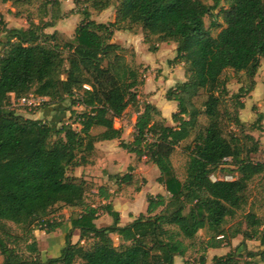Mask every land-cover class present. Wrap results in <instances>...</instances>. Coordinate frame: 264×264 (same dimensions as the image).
<instances>
[{
  "label": "trees",
  "instance_id": "16d2710c",
  "mask_svg": "<svg viewBox=\"0 0 264 264\" xmlns=\"http://www.w3.org/2000/svg\"><path fill=\"white\" fill-rule=\"evenodd\" d=\"M97 12L115 7L114 22L97 23L87 10L72 37L54 31L44 33L47 24H30L26 29H4L0 41V255L3 264H174L184 257L200 230L212 234L204 250L230 246L240 236L243 253L234 249L212 264H264V222L247 212L226 230L247 204L248 184L264 174V163L249 158L244 136H226L224 126L241 127L238 111L244 109L242 89L228 96L226 70L244 72L253 79L264 60V0H214L208 6L200 0H83ZM223 3L225 6H221ZM218 11L215 15L214 12ZM220 16L223 26L216 23ZM210 17L211 28H220L212 36L204 19ZM3 22L0 20V25ZM139 27L143 43H174L175 57L168 64H183V82L165 93V100L176 103L171 115L173 126L165 124L161 113L149 103L134 125L133 140L121 141L123 131L113 122L122 118L129 106L137 102L138 72L126 61L124 48L112 42L114 32ZM1 50V49H0ZM31 93L46 98L42 109L68 101L69 122L54 129L47 121L23 118L9 107L10 94L16 99ZM204 100L197 105V99ZM229 107L233 108L229 113ZM80 108L81 111H76ZM200 117L206 124H200ZM262 115L252 128L264 133ZM79 129H73L72 125ZM101 129L97 135L93 129ZM191 139L183 148L188 155L185 177L175 176L171 156L175 148ZM120 141L119 147L140 162L154 165L159 184L167 197H146L145 213L130 223L120 225V213L110 202L109 189L100 186L97 196L105 203L93 207L85 203L88 181L69 175L74 169L91 165L95 144ZM230 159L239 177L211 180L213 172ZM133 167L122 176L109 175L117 186L133 183ZM139 188L135 189L139 192ZM80 208L69 218L70 229L64 237L59 256L42 261L34 231L50 234L61 228L62 220L51 219L61 208ZM102 211L111 224L98 228L94 221ZM6 223L20 229L11 234ZM77 231L78 242L72 243ZM111 235L120 245L115 247ZM92 241L89 248L80 242ZM246 241H257L261 250L246 249ZM24 244L28 257L17 252ZM189 264V263H185ZM198 264H206L205 257Z\"/></svg>",
  "mask_w": 264,
  "mask_h": 264
},
{
  "label": "rangeland",
  "instance_id": "374dc122",
  "mask_svg": "<svg viewBox=\"0 0 264 264\" xmlns=\"http://www.w3.org/2000/svg\"><path fill=\"white\" fill-rule=\"evenodd\" d=\"M200 1L208 6L214 4V0ZM220 5L225 6L223 3ZM115 7L116 4H113L107 10L97 12L90 7L89 3H85L83 0H0V20L3 22V24L0 25V41H4V29H26L30 24H47L50 26L44 29V33L51 34L54 31H58L68 37H72L76 26L83 19L81 14L82 11L87 10L90 13V18L97 23H111L114 22ZM217 13L218 11L214 12L215 15ZM204 23L205 27L210 30L212 36H216V34L220 31V28L210 27L212 23V19L210 17H206L204 19ZM216 23L221 25V27L223 26L220 16L216 18ZM112 42L125 49L123 55L127 63L135 69L139 75L138 78L140 85H138L135 90L137 102L134 105L129 106L122 118L116 119L113 122V127L115 129L121 128L123 131L121 141L124 143H130L133 140L135 130L134 125L142 112L143 104L147 103L146 101L148 99V94L145 92L146 90L144 87L145 80L149 79V82L152 83L151 95H154L155 101L159 102L162 97L165 98V95L161 94V90L166 93L170 88L165 89L163 86L158 87L154 82L161 77V73L164 69L175 68L178 65L184 72V67L183 64H168V61L174 59H167L170 56L168 48L163 51L164 55L161 57V61H159V66H155L153 62L149 61L147 59L149 56L146 51H148V47L153 44V41L150 44H144L143 35L139 27H134L130 32H114ZM172 45L176 48L174 43H172ZM0 49V53L5 50L3 46H1ZM137 54L139 57H137ZM149 55H151V53H149ZM222 79L226 81V88L228 90V96L225 98L227 104H231L230 97L232 95L239 93L240 89L244 91V95L240 98V101L244 104V109L238 111V117L242 126L235 127L232 123H228L224 126V133L226 136H229L230 134L235 135L239 140H241V142H245L243 137L246 135L252 137L253 141L246 142L245 146L248 151L249 149H252L254 145L256 151L254 153H250L249 158L254 162L264 163V133L252 128V125L255 123L258 115L263 116L261 126L264 128V60L260 59V66L252 80L249 79L244 72L237 73L232 70H226L222 75ZM23 97L30 103L28 104L30 106L20 104L14 95L10 94L9 107L13 109L17 115L27 119L47 121L54 129L59 128L64 122L71 123V121H69L70 114L66 111L68 101L62 104L50 106L47 109H42L41 105L48 101L46 98L35 97L31 93L25 94ZM204 97V95H200L196 104L199 105L204 100ZM75 110L78 112L81 111L80 108H75ZM232 111L233 108L229 107V113H232ZM171 115L166 119L161 115V117L165 120L166 125L173 126V123L171 122ZM200 124H206V119L204 117H200ZM72 128L77 130L79 129V127L74 124L72 125ZM100 132L101 129L95 128L91 133L93 135H97ZM190 141L191 139L177 146L171 156L175 176L180 181H182L185 177V168L188 161V155L183 151V148L188 145ZM119 143L120 141L114 140V142H109L105 146L99 148L98 151H94L91 156L92 165L89 170H85L83 173H85L86 176L91 177L92 180L94 179L96 182H88V190L85 194L84 201L93 207H99L104 204L105 202L97 196L98 187L103 185L110 190L112 195L110 202L113 206V203H115L116 208L114 207V209L116 211L119 209L118 211H120V215L123 216V220H132V218H136L140 213H145V210L141 212V203L138 202L136 204V210L133 211V214H128V203L133 200L137 194L135 189L139 188L141 190L144 188L145 193H156L158 189L157 186L159 185L161 187V194L165 197H167L168 194L165 192L164 186L158 182L160 175L157 168L152 164L145 163L144 158L140 160V162L136 160L134 155L130 158L128 153L119 147ZM128 165L133 167L132 184L117 186L113 181L108 180V173L119 176L127 173ZM74 172L75 169L69 173V175H74ZM76 175H81V172L77 170ZM238 177L239 174L236 172L235 166L232 165L230 159H226L225 164L213 172L211 180L231 181ZM147 181H149L148 187H146ZM246 195V206L242 211L238 212L233 219H227L223 226L225 230L232 226L236 221L240 220L242 215L249 211L256 214V216L264 222V174L255 177L249 182ZM80 211V208H61L50 216L51 219L56 218L57 220H59L60 217L63 221V226L60 229L55 230L51 234H47L39 228L34 231V237L36 238L37 248L39 251L38 258L45 261L59 256L60 250L64 246V237L70 229L69 218L76 216ZM94 223L98 228L105 227L111 224V218L102 211H99L98 218L94 221ZM6 224L11 229V234L15 236L21 235L19 228L11 223ZM120 224L123 223L120 221ZM211 236L212 234L207 230H200L192 242V246L189 247L186 255L184 257L176 256L174 264H198L201 256L205 257L206 264H212L213 257H221L229 252H232L234 249L237 253L244 254L243 247H240V243L242 241L240 236L231 240L230 246H223L219 249L208 248L204 250V244ZM111 239L115 247L120 245V240L116 235H111ZM71 242H78L77 232L73 233ZM91 244V240L80 242V245L84 248H89ZM245 245L248 251L257 252L261 250L260 244L257 241H246ZM10 246H15L17 252L25 257H28L23 243H20L19 246L13 244ZM253 261L257 264H262L258 258ZM0 264H3V257L1 255Z\"/></svg>",
  "mask_w": 264,
  "mask_h": 264
},
{
  "label": "crops",
  "instance_id": "0c3cea01",
  "mask_svg": "<svg viewBox=\"0 0 264 264\" xmlns=\"http://www.w3.org/2000/svg\"><path fill=\"white\" fill-rule=\"evenodd\" d=\"M46 34H48V33H46ZM157 47H158V50L155 53H151V52L146 51V53L150 57L149 58V57L146 56L147 59L149 61L153 62L155 66H159V61H161L160 59L164 55V52L163 51L166 48L169 49V53H170V56L167 59H170L171 60V59H173L175 57V48L173 47L172 43H161L160 45H157ZM134 49L136 50L135 47H134ZM149 53H151V55H149ZM137 57H139L138 54H137ZM152 69H153V67H152ZM176 70H179V71H176ZM184 80H185V78H184V72L182 71V68L177 65L175 68L164 69L162 71V73H161V77H159L157 79V81H155L154 83L157 84L158 87L163 86L165 89H168V88H171L172 86H174V84H176L178 82H183ZM149 81H150L149 79H146L145 80V84H144V87H145V90H146L145 92L148 94V99H147L146 102L149 103V104H151V105H153V106H155L157 108V110H159V112L161 113V115L163 116V118L166 119V118H168L171 114H173L176 111V103L175 102H172V101H166L165 98H163V97H162V99L160 101L158 100L159 102H156L155 99H154V95H151L152 83H150ZM157 86H155V87H157ZM161 94L165 95V91H162L161 90ZM109 142H114V140H112V141H103V142L96 143L95 144V150L98 151L99 148H101L102 146H105ZM128 156L131 158L132 154H129L128 153ZM91 165H87L85 167L76 168L73 176L78 177V178H83L84 180H86L88 182L89 181H92V182L95 183L96 181L94 179L92 180L91 177L86 176L85 173H83L85 170H89L90 167H91ZM128 167H129V165H128ZM77 170H79V172H81V175H79V176L76 175V171ZM107 175H111V174L108 173ZM146 184H147L146 187H148L149 181H147ZM101 186H103V185H101ZM157 187H158V189H157V192L156 193H152V192L151 193H145V191H144L145 189L144 188H142L141 190H139V192H137V194L135 195L134 199L131 200L128 203V206H127L128 214H133V211L136 210V206H137L136 204L138 202L141 203V209H142L141 212L143 210H145L146 209V197H147V195L148 196L149 195L155 196L157 194L162 195L161 194V191H160L161 190V187L159 185ZM109 192H110V190H109ZM113 204H114L113 207L116 208L115 203H113ZM118 210L119 209H117V211ZM118 212L120 213V211H118ZM120 217H121V220L120 221H121V223H123V224H120L121 226H124V225L130 223L134 219V218H132V220H123V216L120 215ZM75 232H77V231H75Z\"/></svg>",
  "mask_w": 264,
  "mask_h": 264
},
{
  "label": "built area",
  "instance_id": "2783aa9c",
  "mask_svg": "<svg viewBox=\"0 0 264 264\" xmlns=\"http://www.w3.org/2000/svg\"><path fill=\"white\" fill-rule=\"evenodd\" d=\"M17 101H19L20 104L26 105V106L28 104H30L29 102H27V100L24 97H21V98L17 99ZM28 106H30V105H28Z\"/></svg>",
  "mask_w": 264,
  "mask_h": 264
}]
</instances>
